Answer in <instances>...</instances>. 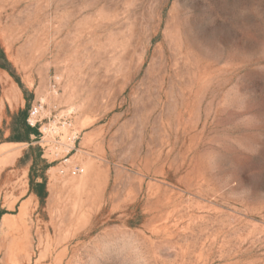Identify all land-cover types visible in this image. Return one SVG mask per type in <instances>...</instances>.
<instances>
[{
    "label": "rangeland",
    "instance_id": "1",
    "mask_svg": "<svg viewBox=\"0 0 264 264\" xmlns=\"http://www.w3.org/2000/svg\"><path fill=\"white\" fill-rule=\"evenodd\" d=\"M0 211V264H264V0H0Z\"/></svg>",
    "mask_w": 264,
    "mask_h": 264
},
{
    "label": "trees",
    "instance_id": "2",
    "mask_svg": "<svg viewBox=\"0 0 264 264\" xmlns=\"http://www.w3.org/2000/svg\"><path fill=\"white\" fill-rule=\"evenodd\" d=\"M18 113L19 114L23 113V124H22V126L24 129L25 135L28 136L27 138L29 139L30 136H34L35 138H38L39 132H38L37 127H30L27 124V117H28L27 112L26 111H19ZM26 142L29 145L32 144V142H30V139L27 140ZM29 150H32L31 146L29 147ZM38 153L40 154V152H38ZM33 166H34V164L31 166L30 170H32ZM39 179H40V182L34 184V181L31 177V174L29 175V193L34 194L39 199V201L42 203L47 196L46 180L42 176H40ZM2 216H3V212L0 211V219Z\"/></svg>",
    "mask_w": 264,
    "mask_h": 264
},
{
    "label": "built area",
    "instance_id": "3",
    "mask_svg": "<svg viewBox=\"0 0 264 264\" xmlns=\"http://www.w3.org/2000/svg\"><path fill=\"white\" fill-rule=\"evenodd\" d=\"M36 115H37V111L34 109L29 113V117L27 119V124L30 127H36V121H33V119L36 117Z\"/></svg>",
    "mask_w": 264,
    "mask_h": 264
},
{
    "label": "crops",
    "instance_id": "4",
    "mask_svg": "<svg viewBox=\"0 0 264 264\" xmlns=\"http://www.w3.org/2000/svg\"><path fill=\"white\" fill-rule=\"evenodd\" d=\"M30 137H33V136H30ZM31 166H32V163L30 162V168H31ZM30 170V169H29ZM34 195V194H33ZM35 196V195H34ZM36 197V196H35ZM37 198V197H36Z\"/></svg>",
    "mask_w": 264,
    "mask_h": 264
}]
</instances>
